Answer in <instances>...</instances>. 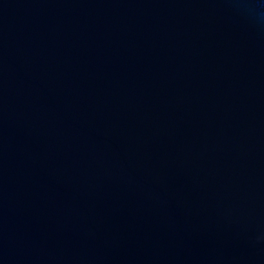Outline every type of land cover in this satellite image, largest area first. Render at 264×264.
<instances>
[{
  "label": "water",
  "instance_id": "obj_1",
  "mask_svg": "<svg viewBox=\"0 0 264 264\" xmlns=\"http://www.w3.org/2000/svg\"><path fill=\"white\" fill-rule=\"evenodd\" d=\"M0 264H264V0H0Z\"/></svg>",
  "mask_w": 264,
  "mask_h": 264
}]
</instances>
